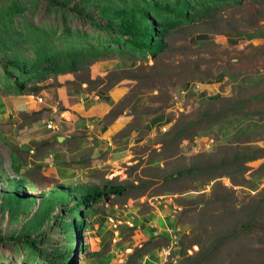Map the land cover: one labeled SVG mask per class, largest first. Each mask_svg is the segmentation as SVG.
<instances>
[{"label":"rangeland","instance_id":"374dc122","mask_svg":"<svg viewBox=\"0 0 264 264\" xmlns=\"http://www.w3.org/2000/svg\"><path fill=\"white\" fill-rule=\"evenodd\" d=\"M148 1L0 0V264H67V256L106 264L111 244L127 257L107 264H139L171 236L177 264H264V0L192 18L168 32L155 59L136 57L121 70L94 64L31 80L27 93L39 89L31 95H17L6 74L67 49L79 31L93 34L91 21H116L124 9L139 15ZM195 34L210 39L189 42ZM224 34L249 38L231 47L219 41ZM119 82L127 92L103 122H122L109 139L64 113L76 91ZM204 83L217 84V97L199 96ZM116 187L123 192L93 209L75 207ZM93 211L116 225L98 256L88 250Z\"/></svg>","mask_w":264,"mask_h":264},{"label":"trees","instance_id":"16d2710c","mask_svg":"<svg viewBox=\"0 0 264 264\" xmlns=\"http://www.w3.org/2000/svg\"><path fill=\"white\" fill-rule=\"evenodd\" d=\"M231 2L239 4V0H149L150 8L140 9L139 15L132 13V10L124 9L117 16V23L113 19H109L107 23L91 21V25L96 27L93 34L88 35L79 31L71 36L73 42L67 49L45 53L30 66L14 63L12 66L16 69L17 77L11 73L6 74L17 95H31L39 91L38 88H33L32 93H27V84L31 80L40 83L52 76L74 74L98 62L111 59L130 61H134L133 58L136 57L155 59L165 49L168 32L192 18L201 20L214 15L220 10L221 5ZM122 192V188L116 187L108 193L86 196L75 207L80 208L79 212L84 211V208L93 209L109 194L120 195ZM83 216L79 229L83 228ZM25 242L39 254L35 241ZM200 255L201 248L196 256ZM67 257L66 263L69 264L71 256ZM45 263L54 264L50 261Z\"/></svg>","mask_w":264,"mask_h":264},{"label":"crops","instance_id":"0c3cea01","mask_svg":"<svg viewBox=\"0 0 264 264\" xmlns=\"http://www.w3.org/2000/svg\"><path fill=\"white\" fill-rule=\"evenodd\" d=\"M249 38V37H247ZM246 36L239 37L231 34H224L219 36V41L225 42L227 46H237L241 42L247 40ZM209 40L210 38L205 34H195L191 35L189 42L199 43L202 41ZM251 39V38H250ZM101 73H107L110 70L117 71L124 69L133 65V62H128L123 59H111L106 61H101L96 63ZM85 85V84H84ZM217 84L215 83H204L199 87V96L205 98L217 97L218 90L216 89ZM127 92V86L125 82H119L112 86L107 91L102 89L90 90V91H76L73 99L66 98L63 100V105L67 108L64 113H68L70 117L77 116L85 120L87 127L89 128L88 134L92 138L99 140L109 139V135L114 131L120 129L121 117L117 116L113 119L112 124H105L103 119L111 112L113 107L119 101V99L125 95ZM56 109V108H55ZM54 109V110H55ZM94 215L91 216V220L88 221L93 230H91L92 237L88 241V250L94 256H98L103 249V247L113 239L114 230L111 228L116 225L109 224L108 220L104 217L98 216V214L93 211ZM159 234L161 238H168V227L166 226V220L163 216H159ZM124 246V245H123ZM121 246H113L112 244L107 248L106 260H103L106 264L109 260L112 262L121 260L125 255L121 251ZM158 251V250H157ZM157 251L154 255H150L152 259L157 258ZM145 256V255H144ZM143 256V258H144ZM127 256H125L126 258ZM142 261V260H141ZM141 261L139 264H141Z\"/></svg>","mask_w":264,"mask_h":264},{"label":"built area","instance_id":"2783aa9c","mask_svg":"<svg viewBox=\"0 0 264 264\" xmlns=\"http://www.w3.org/2000/svg\"><path fill=\"white\" fill-rule=\"evenodd\" d=\"M41 101L42 100L39 99V102ZM61 117L65 118V120H69V118L64 117V115H62ZM46 128L51 131H57L58 125L53 124L51 121H49ZM178 246L179 244L176 238L174 236H171L169 242L158 249L156 259H152L150 255H145L143 260L141 261V264H177Z\"/></svg>","mask_w":264,"mask_h":264},{"label":"water","instance_id":"95a60500","mask_svg":"<svg viewBox=\"0 0 264 264\" xmlns=\"http://www.w3.org/2000/svg\"><path fill=\"white\" fill-rule=\"evenodd\" d=\"M62 140H63L62 138H58V142H62Z\"/></svg>","mask_w":264,"mask_h":264}]
</instances>
